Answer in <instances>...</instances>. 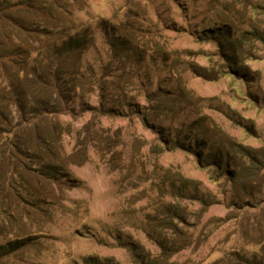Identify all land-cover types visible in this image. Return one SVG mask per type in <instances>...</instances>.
Masks as SVG:
<instances>
[{
	"label": "rangeland",
	"instance_id": "374dc122",
	"mask_svg": "<svg viewBox=\"0 0 264 264\" xmlns=\"http://www.w3.org/2000/svg\"><path fill=\"white\" fill-rule=\"evenodd\" d=\"M60 2L70 34L89 41L87 88L59 115L63 196L32 208L27 244L0 264H264V178L202 167L194 136L230 169L224 135L264 154V0ZM236 40L239 75L222 55Z\"/></svg>",
	"mask_w": 264,
	"mask_h": 264
},
{
	"label": "trees",
	"instance_id": "16d2710c",
	"mask_svg": "<svg viewBox=\"0 0 264 264\" xmlns=\"http://www.w3.org/2000/svg\"><path fill=\"white\" fill-rule=\"evenodd\" d=\"M71 16L60 0H0V232L7 223L14 226L11 231L16 235L0 245L1 254L27 244L28 239L18 234L23 232L25 219L31 218L33 207L39 202L55 204L63 196L59 183L66 170L61 143L66 127L59 115L70 109L74 93L87 88L83 54L89 44L85 35L70 34L64 18ZM240 44L236 40L222 50L228 58L227 67H234L231 70L237 75L245 72ZM199 124L194 122L189 132L194 128L200 132ZM204 134H194L202 167L212 162L233 179L254 182L264 178L263 149L224 135L219 144L239 164L238 169H230L224 154H205L200 149L208 143ZM179 146L186 147L184 142ZM158 243L162 256L166 255L171 247L165 241ZM160 262L159 256L144 264ZM86 264L97 263L86 259Z\"/></svg>",
	"mask_w": 264,
	"mask_h": 264
}]
</instances>
